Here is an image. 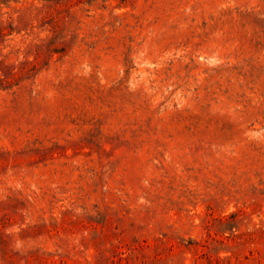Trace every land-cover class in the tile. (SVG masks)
Listing matches in <instances>:
<instances>
[{"label":"rangeland","instance_id":"obj_1","mask_svg":"<svg viewBox=\"0 0 264 264\" xmlns=\"http://www.w3.org/2000/svg\"><path fill=\"white\" fill-rule=\"evenodd\" d=\"M0 264H264V0H0Z\"/></svg>","mask_w":264,"mask_h":264}]
</instances>
